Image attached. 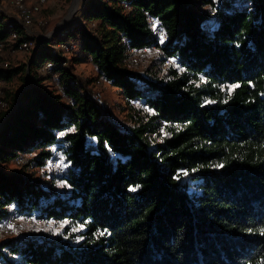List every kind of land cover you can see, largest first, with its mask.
I'll return each mask as SVG.
<instances>
[{"label":"trees","instance_id":"trees-1","mask_svg":"<svg viewBox=\"0 0 264 264\" xmlns=\"http://www.w3.org/2000/svg\"><path fill=\"white\" fill-rule=\"evenodd\" d=\"M82 14L95 23L71 26L83 58L62 65L45 41L28 63L0 68L10 83L23 72L32 78L0 130V216L15 202L71 219L55 238L0 241V259L264 264V0H86ZM150 17L167 40L138 71L130 51L157 43ZM7 35L0 13V39ZM170 57L183 68L163 72ZM49 59L58 77L39 74ZM71 61H91V81L102 76L120 90L129 125L95 101ZM7 98L12 105L16 93ZM52 144L68 163V195L37 175ZM27 153L21 167H6Z\"/></svg>","mask_w":264,"mask_h":264},{"label":"built area","instance_id":"built-area-1","mask_svg":"<svg viewBox=\"0 0 264 264\" xmlns=\"http://www.w3.org/2000/svg\"><path fill=\"white\" fill-rule=\"evenodd\" d=\"M219 4L223 0H212ZM50 0H0V13L3 15V22L8 29V35L0 39V68L8 69L12 67L9 61V55L12 54H31L39 46L40 42L49 41L50 49L55 57L64 58L62 65H67L72 57L83 58L80 50L79 39L72 36V29H65L59 34V38L35 37L34 27L44 25V21L40 18L42 11L47 7ZM128 10L131 6L128 3L123 4ZM215 15V12H212ZM150 21L157 33V43L141 46L130 51V62L133 67H138L150 55L160 50V47L166 42L167 36L165 31L156 24V19L150 17ZM84 25V24H83ZM90 26H95L92 23ZM85 27V26H84ZM89 28V27H85ZM42 43V42H41ZM70 54V58L66 55ZM59 62L49 59L39 68L41 75L54 74L53 69L57 67ZM178 69L183 68V64L176 58H166L162 64L163 72L169 67ZM86 90L90 92L92 97L98 103L104 102L102 88L107 81L104 77L99 76L91 81L87 79ZM59 87V84L57 85ZM9 81L0 77V111H7L9 102L7 92L10 90ZM61 90V89H60ZM134 105L138 108H144L145 103L136 100ZM50 157L37 169V175L45 177L51 189L60 192L63 195L70 194L67 185L68 163L63 152L55 145L49 146ZM32 153L19 156L15 160V167L19 168ZM7 214L0 216V241L10 239L19 235L25 236H48L55 238L61 234L65 227L69 225L71 219L67 217H47L39 214L37 211L21 209L15 202L7 205ZM12 226V227H9ZM74 245V243H72ZM0 264H8L0 259Z\"/></svg>","mask_w":264,"mask_h":264},{"label":"rangeland","instance_id":"rangeland-1","mask_svg":"<svg viewBox=\"0 0 264 264\" xmlns=\"http://www.w3.org/2000/svg\"><path fill=\"white\" fill-rule=\"evenodd\" d=\"M73 0H50L48 6L42 11L40 18L44 21V25L42 26H35V37L41 36L44 38H59V33L62 32L65 29H72L70 32L71 34L75 32V28L71 27L72 24L75 25H81L83 28L89 27L91 23H88L87 20H84L82 18V11L84 8V4L86 0H79L78 5L76 6V10L74 15L72 16V19L68 25L53 36L50 35L51 32L55 31L57 27L64 25V23L67 21V16L69 14V10L71 7ZM84 24V25H83ZM85 26V27H84ZM45 40V39H44ZM45 42V41H43ZM42 42V43H43ZM33 53L31 54H12L9 55V61L12 63L13 66H18L21 64H26L32 58ZM70 58V54L66 55ZM155 54L150 55L146 60H144L138 67H135L138 71H144L146 67L150 64L151 60ZM70 60V59H69ZM77 62V61H75ZM74 61L69 62L70 65L75 63ZM76 66H74L75 73H77L78 77H80L81 80L86 81L87 79L91 80L92 77L96 74L94 65L91 61L86 62H79L78 64L75 63ZM73 67V66H72ZM26 77L27 73L23 72L21 75L15 77L12 82H9L10 90H13L16 93V100L13 102L12 105L9 106L8 110L5 111L4 114H2L3 111H0V121L5 117L6 113L14 107V105L17 102V97L20 88L22 85L26 83ZM103 95H104V107H106L107 111L110 112V116L121 123L124 126L129 125V104L128 101L125 99V97L122 95L120 90L113 87L109 83H105L103 88ZM6 167L10 170H15L16 167L11 162L7 163ZM29 173L31 172L28 171ZM83 229V225L79 223L76 224L74 231H80Z\"/></svg>","mask_w":264,"mask_h":264},{"label":"water","instance_id":"water-1","mask_svg":"<svg viewBox=\"0 0 264 264\" xmlns=\"http://www.w3.org/2000/svg\"><path fill=\"white\" fill-rule=\"evenodd\" d=\"M78 2H79V0H73V2L71 4V7H70V10H69V14L67 16V21L64 23V25H61V26L57 27L55 31L51 32L50 33L51 36H53L54 34H56L57 32H59L60 30H62L66 26L68 27V25H69V23H70V21L72 19V16L75 13L76 6L78 5ZM43 41L44 40H42L41 42H43ZM41 42H40V44H41ZM37 48L34 50L33 54L35 53V51L37 50ZM31 81H32V78H31L30 72L28 71L27 72V77H26V83L24 85H22V87L19 90L16 104L14 105L13 108H11L6 113L5 117L0 121V130L5 126V124L8 122V120L16 113V111L21 107L22 101H23V91L30 86Z\"/></svg>","mask_w":264,"mask_h":264},{"label":"crops","instance_id":"crops-1","mask_svg":"<svg viewBox=\"0 0 264 264\" xmlns=\"http://www.w3.org/2000/svg\"><path fill=\"white\" fill-rule=\"evenodd\" d=\"M47 6H48V5H47ZM74 66H76V64H75ZM74 66H73V71H74V73H75ZM75 74L77 75V73H75ZM115 88H116V87H115Z\"/></svg>","mask_w":264,"mask_h":264},{"label":"snow or ice","instance_id":"snow-or-ice-1","mask_svg":"<svg viewBox=\"0 0 264 264\" xmlns=\"http://www.w3.org/2000/svg\"><path fill=\"white\" fill-rule=\"evenodd\" d=\"M186 174V173H185ZM132 191H136V189L135 188H133V189H131ZM9 227H12V226H9Z\"/></svg>","mask_w":264,"mask_h":264}]
</instances>
